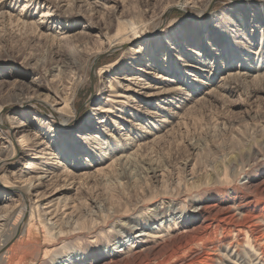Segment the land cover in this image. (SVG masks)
Instances as JSON below:
<instances>
[{
  "label": "rangeland",
  "instance_id": "rangeland-1",
  "mask_svg": "<svg viewBox=\"0 0 264 264\" xmlns=\"http://www.w3.org/2000/svg\"><path fill=\"white\" fill-rule=\"evenodd\" d=\"M67 1L28 0L20 13L25 0H0V13L9 15L0 19V104L5 102L1 104L0 129L2 124L9 126L12 118L22 119L23 131L12 132L14 146L17 147L18 136L27 134L30 145L36 149L32 150L33 154L31 150L22 154L16 148V154L4 163V168L21 170L22 179L35 176L41 168L54 171L58 178L43 182L36 192L42 195V202L59 208V215L69 213L50 221L43 216L40 220L32 219L28 232L17 239L18 246L4 256L5 263L114 264L117 254L123 252L125 245L137 242L142 231L170 226L184 234L186 228L197 225L192 223L197 205L221 206L239 200L243 209L250 213L255 209L264 217V191L258 186L264 178V0H211L209 5L208 0H107L108 3L100 0L103 7L93 12L88 2L95 0H77L76 9H70L69 13ZM206 3L201 19L218 11L229 16L230 5H236L255 21L262 20V25L253 28L258 22L248 23L246 36L236 16L214 24L208 21L203 27L211 30L209 42L205 32H201V24L195 22ZM170 4L163 21L158 20L157 14ZM112 5L116 7L111 11ZM131 6L136 9H130ZM107 10L110 13L104 15ZM257 10L260 13L254 14ZM157 21L162 39L156 41L155 48L144 46L145 43L142 47H149L146 53L150 55L154 54L151 49L156 50V61L161 60L162 65H150V72L144 73L141 70L149 66L148 58L145 53L133 50L139 41L159 36L152 31ZM23 23H34L37 30L32 31ZM133 25L140 29L142 37L122 45L114 53L99 54L91 69L84 70L72 98V108L62 103H41L42 98L31 97L26 89L28 85L37 82L52 91L55 82L51 74L33 68L36 59L46 54L55 63V52L68 51L84 33L92 48L116 33L118 27L122 31ZM261 31L262 38H256ZM163 33L168 37H163ZM44 34L52 35L48 36L51 40L43 38ZM70 38L73 40L68 42ZM205 43L206 53L199 50ZM234 54L236 64L226 67V58ZM257 63L261 64L259 72H250L242 81L227 79L228 73H243ZM155 71L167 77L157 78ZM126 74L141 78L149 88L165 87V91L150 96L119 86L117 90L123 95L107 102L109 78L119 79L121 85L127 83ZM255 75L260 77L253 78ZM15 83L23 85L24 90H14ZM64 107L68 109L66 113ZM35 115L47 120L40 122ZM48 126L58 128L62 136H70V142L79 133L75 142L86 151L77 147L78 154L69 157L72 163L60 162L62 159L55 156L52 160L35 159L49 143L44 134ZM3 138L0 135V143ZM131 153L135 159L129 168L130 177H120L121 172L112 173L110 164L119 163L120 156ZM64 168L76 176L68 179ZM151 170L160 172L152 177ZM162 184H167L166 194ZM14 185L19 183L9 176L0 177V213L19 194L20 189ZM34 194L29 198L34 200ZM137 202L146 207L133 212ZM53 221L58 226H50ZM260 222L257 220L255 224L264 232V222ZM215 224L214 221L215 234L186 246L187 252H182L184 258L206 251L218 256L220 263L224 261L221 253L228 240L234 243L238 236L221 233ZM48 227H53L50 232ZM1 228L0 240L10 232V226ZM211 244L219 245L220 250H214ZM227 248L237 255L238 264H253L234 244ZM263 254L256 255L260 264H264ZM204 258L205 255L201 256L197 262L202 263Z\"/></svg>",
  "mask_w": 264,
  "mask_h": 264
},
{
  "label": "bare ground",
  "instance_id": "bare-ground-1",
  "mask_svg": "<svg viewBox=\"0 0 264 264\" xmlns=\"http://www.w3.org/2000/svg\"><path fill=\"white\" fill-rule=\"evenodd\" d=\"M25 1L26 2L23 5V8H22L20 13H22L24 11L25 7L28 5L27 4L28 0H25ZM50 1H52V0H50ZM193 1H196V0H193ZM199 1L200 0H197V2H199ZM108 2L109 1H107L105 3H108ZM210 2H211V0L207 1L208 5ZM67 3L69 4V6L67 5L68 8L66 9V12L69 13L71 11L70 9H72V10L76 9L75 7L77 6V0H69V1H67ZM207 3L203 7L204 10L203 9L200 10V13L197 15V18H196L197 20L195 22L198 24H201V26H200V28L202 27L201 32H205L204 33L205 38H209V42H211V40H210L211 38L209 37L211 35V33H209V32H211V30H209L210 28L208 29L207 27H203V26L209 24L208 21H210V23L214 24L215 21H218V20L220 21V19L228 18L229 16H231V17L236 16L238 18L237 23H238V25H240L239 27L241 28L242 32L246 36L249 35L246 30L248 29V23H251L254 20V17L250 18L249 17L250 15H248V13H245L244 10H240L239 8H237L236 5H230L229 11H228V13L230 12L229 16L227 15L226 12H225V14H224V12L221 14V12L218 11L216 13H211L209 18L201 19L203 16V13L206 11V8L208 6ZM88 4H89V9L91 10V12L96 11L98 7L99 8L103 7V6H100L101 5L100 0L91 1V2H88ZM170 6H172V5L171 4L169 6L167 5L163 9H161L160 12L157 14L158 16L156 18L158 20L160 19L161 21H163L162 19L164 18L163 17L164 13H165V11H167L168 7H170ZM109 7H111V11H112L113 9H115L116 5L115 6L112 5ZM130 9H136V6H131ZM246 9L248 10V8H246ZM108 10L104 15H108L110 13V11H108ZM250 11H248V12H250ZM255 13H260V11L259 10L254 11V14ZM7 16L9 17V15H7L6 13H3V12L0 13V19H3ZM198 19H201V20H198ZM255 22H258L257 23L258 25L253 26V28H258V27H260V25H262L261 24L262 20L255 21ZM158 23H160V21L156 22V24L154 25V29L152 30L154 32L155 36L159 35V33H158L159 27L157 26ZM22 25H24L25 27H29L32 31L37 30V27L35 26L34 23H23ZM250 27H252V26H250ZM48 29H50V28H48ZM50 30H52V29H50ZM139 31H140V29L138 30V27H136L135 25L131 26V28L129 30L123 29L122 31H120V27H118L116 33H114L112 36H106L104 38V40L101 41L99 46L93 45L92 48H90V46L88 44L87 40H89V39H88L87 35H85V33L82 34L81 40H77V41L75 40V43L73 45H71V47L68 51L65 52L62 50H58L55 52V58H56L55 63L50 62L48 57H45L46 54L41 59L35 60L33 68L39 69V70L43 71L44 73L51 74L53 76V78H55V80H54L55 82L53 83L52 91H50L48 88L41 87L40 84L37 82H33L32 84L28 85L26 87V89L31 93V97L42 98L41 101H40V99H37L41 103L42 102L45 103L46 101L50 102V103H54V104L62 103L63 106L69 107L71 105L69 108H72L73 107L72 98L76 94V90L79 87L80 83L82 82L81 80H82V74H83L84 70L86 68L91 69V66L94 65V61L97 59L99 54L114 53L122 45H125L126 43H128L130 41H135V39L142 37L141 35L143 33H141V31L140 32ZM151 33H146L144 35L151 34ZM251 34L253 36V34H255V32L251 33ZM44 35H46V36H42V37L46 38V39L47 38L50 39L48 36H52L50 34H44ZM160 36H161V34L159 36L152 38V40H149L146 42H144V41L140 42L139 41L135 46V50H133V51H139V52L145 53L146 58H148L147 64L149 66H147V67H145V69L141 70V71H144V73L150 72L149 71L150 65H155V66H159V67L162 65L161 60L156 61V59L158 58L157 56H154V54H157L156 50L151 49V52H154V54L150 55L149 53H146V51L148 52L149 47H148V49H146V47H145V49H144V47H142V45H144L143 43H145L144 46L150 45L153 48H155L156 45H154V44H156V41H159L162 39V38H160ZM256 36H257L256 38L261 39L262 38V31L259 32ZM163 37H168L167 33H163ZM200 37H202V35ZM67 38H69V37H67ZM70 40H73V39H71V38L68 39V42ZM203 40L204 39H201V41H203ZM201 41H199V42H201ZM102 42H104V43H102ZM206 43L202 45L203 48L199 47V50L200 51L203 50L205 53H206V50L204 47L207 45ZM168 44L171 45V44H174V42L173 43L169 42ZM163 52H166L165 48H164ZM236 57H237L236 54L229 55L226 58L228 60V62L225 63V66L230 67L231 65H235L236 61H237ZM207 59L211 60L210 57H207ZM153 60H155V64H154ZM169 69L167 70V74H168ZM260 69H261V64L257 63L256 66H249L247 68V70H245L243 73H239V72L232 73V74L228 73L227 79H234V80L242 81V79H244V77L250 76V72H252V71H255V72L258 71L259 72ZM121 74H123V71H121ZM167 74H162V72H156L155 77L164 79L167 77ZM125 77H126L127 83L121 84V85H120L119 79L109 78V79H111V81H109L108 88H107V92H108L107 102L109 101V103H110L111 101H114V98H118V97L123 95V94H121L120 91H118L119 86L121 89L125 86V90H127V91H130L131 89L138 90L137 92L143 91V93L146 92L150 96L151 95H159L165 91V87L162 88L160 86H155V85H151V87H150L151 89H150L149 86L145 85L146 84L145 82L141 81V78L136 77L132 74L131 75L126 74ZM258 77H260V76H256V75L253 76V78H258ZM139 81H141V82H139ZM117 88H118V90H117ZM13 89L21 92L24 90V87H23V85H21L19 83L18 84L15 83ZM156 89H160V90H156ZM135 90H133V91H135ZM4 103L5 102H1L2 105ZM1 104H0V110L3 107ZM95 109H98V108H95ZM58 111L60 112V114H62L60 109H58ZM63 111H64V113H66V111H68V109H66L64 107ZM24 113L25 112H23V114H21V115H24ZM35 117L40 122H44L45 120H47V119H44L42 117L40 119L39 115H35ZM56 119H58V118H56ZM8 122H9V126H3V124H2L1 129H0V135L5 137L6 139H8V141L6 142L5 138H3V140L5 141L6 144L4 143V141H2L0 143V144H3L2 146H0V173H1L0 177H6L8 179V176H9L13 182L19 183V185H14V187H18L20 190H17L19 192V194H15L16 198L13 199L11 204L8 206H5L4 210H2V212L0 213V229H2L1 227H3V226H10V232L7 235H5V237L2 240H0V264H6L4 261V256L7 253H9L10 251H13L14 248L18 246L20 241H18L17 239H19L21 236H23L24 233L26 234L28 232V227H29L32 219H37V220L39 219L40 220L41 216H43L44 219H46L47 221H50V220L55 219L56 217H59V216L62 217L66 214H69V213H63L62 212L59 215L57 213L59 211V208H57V209H56V207L52 208V205L49 202H47V203L42 202L43 201V200H41L42 195L39 194L38 192H36L37 187L42 185L43 182H45V181L52 182V181L56 180V178H58V175H56L54 171H50L49 169L43 170L41 168L39 172L34 173L35 176L28 178V179H22L21 170L8 171L9 168L8 169L4 168L5 167L4 163L7 160L12 159L13 156L16 154V152H17L16 148L21 149L22 154L25 151L29 152L30 150H31L30 154H33L34 152H32V150H36V149H33L32 146L30 145V142H29L30 139L27 137V134H22V135L18 136L17 140H16L17 147H16V145L14 146V142L12 141V138H13L12 132L13 133L15 132L16 134L21 133L23 131L24 123H23L22 119H18V118H12ZM37 127H39L42 131H44V129L42 127H40L39 124ZM47 128H48V130H45V132L47 134L46 133H44V134L47 135V137H48L49 146H48V144H45L46 148L40 150L39 153L35 156V159H45L46 158V159L52 160L54 158L53 156H55L58 159H60V158L62 159L60 162L65 161L68 163H72L73 159H69V157L74 158V156L76 154H78V150H80V149L85 150L86 149L82 146H81V148L78 147L76 142H75L79 137V133H78V135H74V137L71 139V142H70V141H68V137H70V136H68V137L62 136L61 132L59 131L58 128H54V127L51 128L50 126H48ZM263 128H264V126H263ZM34 135H36V134H34ZM63 137H65V140H67V141H65L63 139ZM14 140H15V138H14ZM88 144H89L88 142L85 143V146H88ZM51 146H53V148ZM77 147L80 149H78ZM47 148H49V151H47ZM134 159H135L134 153H131L130 156H120L119 157V160H120L119 163H118V161H116V163L113 161L110 164L112 166L111 172L112 173L121 172L120 177H123V178L130 177L129 168L133 164ZM8 163L9 162H7V164ZM130 170H131V168H130ZM63 171L66 172V173H64V176L68 177V179L69 178L73 179L76 176L72 172L66 171V168H64ZM150 172L153 173L152 177H156L155 172L156 173L160 172V170H157V171L151 170ZM160 175H162V174L160 173ZM166 186H167V184H162V188L164 189L163 190L164 194H166V192H167ZM258 186H259V190L261 192H263L264 191V178L262 179V181L259 183ZM33 192L35 193L33 195L35 198L34 200L29 198V196ZM38 201H40L42 204L41 203L38 204L37 203ZM123 206H124V204H123ZM197 206L198 207H196L193 210V218H192V223L193 224L198 223L197 225H195V226L192 225V226H190L191 228H186L184 234H182L181 232H179L177 230L171 229L170 226L169 227L167 226L166 228H161V230H156V229L153 230V228H152V230H151L152 232H150L149 230L148 231L147 230L142 231L139 234L140 238L137 240V242L133 241L132 245L131 244L128 246L125 245L123 252H121V254H117V256L115 257L116 259L114 258L115 259L114 264H202V263L206 264V262L208 264H221V263L222 264H238L237 263V255L232 253L231 251H229L227 248L230 244H234L235 247H237L240 252L244 253L247 257H249V259H251V260H249V262L252 261L253 264H257V263L260 264L259 263L260 258L257 259L256 255H259V252H261V254L264 252V232L261 231L255 224L257 220L264 222L263 221L264 217L262 216V214L260 212H258L254 209L252 211V213H250L248 210L243 209V203L240 202L239 200H237V201L233 200V202H227L221 206L216 204V203L215 204L214 203L203 204V205H200V206L197 205ZM70 207H72V206H70ZM144 207H146V205L144 203H141V202L138 203L137 202L133 206L132 210H133V212L134 211L136 212V211H139L140 208H144ZM141 213L145 214L146 210L142 211ZM198 219L200 220L199 222H197ZM214 221L217 223L215 225H219V228L221 229L220 232L222 231L221 233L224 234V232H226V233L230 232L235 237L238 236L237 237L238 239H236V240L234 239L236 241V242L234 241V243H232L230 240H228L229 243H227V247L222 251L221 256L223 257L225 262L223 261L220 263L219 261H217L218 256L215 257L216 255H212L211 254L212 252L206 253V251L203 252V254H196V255L191 254L190 257L184 258V256H183L184 254H182V252H184V251L187 252L188 249L186 250V246L191 245L195 242L197 243L198 241L201 242L202 240H208V239H210L211 235L215 234V231H214L215 226H213ZM102 222H104V221H102ZM50 224H51L50 226H52L54 224V221ZM54 225H56V224H54ZM56 226H58V225H56ZM216 227H215V229H216ZM52 228L53 227H48V231L50 232ZM132 228H134V227H132ZM183 229H181V230L183 231ZM233 235H231V236H233ZM11 242L13 244H11V246H9ZM14 243H15V245H14ZM211 245L214 247V250H217V251L220 250V249H218L219 245H216V244H211ZM213 254H214V251H213ZM203 255H205V258H204L205 261H202V259H201L202 263L197 262V260H199L201 258V256H203ZM144 256H146V257L150 256V257L144 260L143 259ZM180 258H181V261L179 260ZM242 258H243V256H242ZM207 260H209V261H207ZM175 261H178V262H175ZM103 262H105V261H103ZM108 262H109V260H108ZM262 262L264 263V261H262Z\"/></svg>",
  "mask_w": 264,
  "mask_h": 264
}]
</instances>
